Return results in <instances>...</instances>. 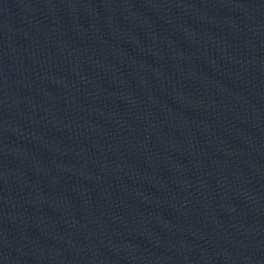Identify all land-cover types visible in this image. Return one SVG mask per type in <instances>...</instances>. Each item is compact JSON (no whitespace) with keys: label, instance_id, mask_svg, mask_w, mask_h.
<instances>
[{"label":"water","instance_id":"water-1","mask_svg":"<svg viewBox=\"0 0 264 264\" xmlns=\"http://www.w3.org/2000/svg\"><path fill=\"white\" fill-rule=\"evenodd\" d=\"M0 264H264V0H0Z\"/></svg>","mask_w":264,"mask_h":264}]
</instances>
